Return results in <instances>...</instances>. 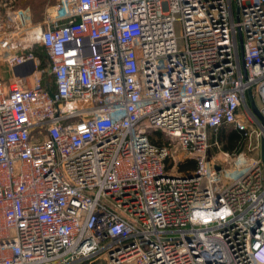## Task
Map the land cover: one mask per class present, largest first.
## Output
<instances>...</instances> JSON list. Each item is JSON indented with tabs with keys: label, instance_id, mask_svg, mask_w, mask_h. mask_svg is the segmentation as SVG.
<instances>
[{
	"label": "built area",
	"instance_id": "obj_1",
	"mask_svg": "<svg viewBox=\"0 0 264 264\" xmlns=\"http://www.w3.org/2000/svg\"><path fill=\"white\" fill-rule=\"evenodd\" d=\"M18 1L0 264H264V0ZM223 126L244 149L210 157Z\"/></svg>",
	"mask_w": 264,
	"mask_h": 264
},
{
	"label": "rangeland",
	"instance_id": "obj_2",
	"mask_svg": "<svg viewBox=\"0 0 264 264\" xmlns=\"http://www.w3.org/2000/svg\"><path fill=\"white\" fill-rule=\"evenodd\" d=\"M54 1L55 0H19L18 3L21 6H28L32 14H34V17L37 18V16L38 17L39 15L41 16L42 10L46 6V4L52 3ZM43 56H44V53H43ZM47 64H48L47 61L44 62V65H47ZM255 103L258 104L257 98H255ZM231 130H232V127L224 126L225 133H229ZM216 134H217V131H214V130H211L208 132V139H209L208 154L210 157H213V158L218 156L220 152L227 151L223 148V146L226 145V140L225 139L219 140ZM241 149H244V140L242 141ZM93 263H90V264H93Z\"/></svg>",
	"mask_w": 264,
	"mask_h": 264
},
{
	"label": "trees",
	"instance_id": "obj_3",
	"mask_svg": "<svg viewBox=\"0 0 264 264\" xmlns=\"http://www.w3.org/2000/svg\"><path fill=\"white\" fill-rule=\"evenodd\" d=\"M35 53L41 58V62H42L41 64L44 66V62L47 61L44 50L42 48H39L37 51H35ZM43 53L45 57L43 56ZM216 131H217L216 135L219 140H223V139L226 140V145L223 146L225 150L227 151L236 150L237 151L241 149L243 137L241 136L240 132L232 129L229 133H225L224 126L219 127ZM93 264H105V263L94 262Z\"/></svg>",
	"mask_w": 264,
	"mask_h": 264
},
{
	"label": "water",
	"instance_id": "obj_4",
	"mask_svg": "<svg viewBox=\"0 0 264 264\" xmlns=\"http://www.w3.org/2000/svg\"><path fill=\"white\" fill-rule=\"evenodd\" d=\"M247 95H248V101H249V105H250V108H251V111L252 113L258 118L260 119V121L262 122L263 126H264V120L263 118L261 117L254 101H253V98L250 94V91L247 92ZM260 157H261V161L263 163V167H264V138H261V141H260ZM229 264H234L233 261H230Z\"/></svg>",
	"mask_w": 264,
	"mask_h": 264
},
{
	"label": "crops",
	"instance_id": "obj_5",
	"mask_svg": "<svg viewBox=\"0 0 264 264\" xmlns=\"http://www.w3.org/2000/svg\"><path fill=\"white\" fill-rule=\"evenodd\" d=\"M10 74H11V70L2 61H0V77H7Z\"/></svg>",
	"mask_w": 264,
	"mask_h": 264
}]
</instances>
